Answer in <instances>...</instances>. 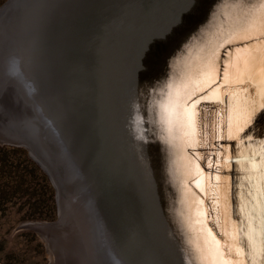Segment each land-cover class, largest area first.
<instances>
[{
    "label": "bare ground",
    "instance_id": "bare-ground-1",
    "mask_svg": "<svg viewBox=\"0 0 264 264\" xmlns=\"http://www.w3.org/2000/svg\"><path fill=\"white\" fill-rule=\"evenodd\" d=\"M177 1L166 38L152 53L147 51L132 60L136 94L129 102L124 96L117 100L121 108L116 112L117 141L113 151L108 146L110 160L116 162L123 182L125 179L139 220L142 260L152 259L153 264H225L220 250L227 245H231L233 255L239 250L244 260L255 229V254L246 264H262L264 110L258 105L264 102V42L253 41L248 48L231 53L225 60L226 79L219 80L214 70L210 73L222 86L206 97L202 108L205 128L201 129L199 120L194 126L190 124L185 114L178 112L175 101L182 102L193 91L206 87L209 80L203 73L209 53L219 54L228 39H247L264 31V4L259 0H189L185 6L187 0ZM245 132L253 141L240 139ZM107 143L108 139L103 144L105 149ZM222 146L241 163H229L225 169ZM205 156L206 171L202 163ZM232 168L235 176L231 175ZM96 182L92 181L94 185ZM205 203L212 206L222 237L213 239L208 234ZM63 225L59 220L52 226L36 228L44 235V228L60 233ZM51 250L50 255L53 247ZM102 258L95 255L94 264H101Z\"/></svg>",
    "mask_w": 264,
    "mask_h": 264
},
{
    "label": "water",
    "instance_id": "water-1",
    "mask_svg": "<svg viewBox=\"0 0 264 264\" xmlns=\"http://www.w3.org/2000/svg\"><path fill=\"white\" fill-rule=\"evenodd\" d=\"M175 2L8 0L0 7V144L27 151L53 185L60 213L63 203L83 185L86 168L96 172L105 181L106 216L113 222L110 235H116L121 264H130L127 258L133 264L153 262L142 260L139 220L125 179L110 160L108 146L113 151L116 112L121 110L117 100L134 98L132 60L152 53L166 38ZM262 35L264 31L258 34ZM221 158L225 169L229 163H241L226 149ZM231 175L235 176L233 168ZM210 181L211 176L205 191ZM205 207L208 226L222 237L212 206ZM56 222H23L16 231L34 230L51 253L55 230L46 227L42 235L36 226Z\"/></svg>",
    "mask_w": 264,
    "mask_h": 264
},
{
    "label": "rangeland",
    "instance_id": "rangeland-1",
    "mask_svg": "<svg viewBox=\"0 0 264 264\" xmlns=\"http://www.w3.org/2000/svg\"><path fill=\"white\" fill-rule=\"evenodd\" d=\"M7 1L8 0H6L5 2ZM97 47L98 46L96 45V49ZM48 49L51 50L52 46H48ZM85 55H89L88 50L85 51ZM2 148L10 149V148H18V147L0 144V150ZM4 157H7V162L6 161L3 162L1 160ZM0 161L10 166L17 165L21 167L22 165V162L18 161V159L14 157L12 154H4V152L1 151H0ZM85 172L87 173V175L86 174L84 175L83 185L74 191L76 195L72 196L73 200L72 198H70L68 202L65 201L63 203V205H65L66 208L63 207L62 205V209H63V211L61 210L62 213H60L58 209V203H57L56 191H55V201H56L57 209H56V217L52 220H25L23 219V216L28 211H30V209H28V206L24 204V201L21 200L20 197H17V198H12L10 199V201L7 202L6 205H8L7 206L8 211L5 213L4 212L0 213V264H51L53 262H55V264H91V263L94 264L93 261L95 259H93V257H95V255L103 257L102 261H104L103 262L104 264L122 263V260L117 254V247L115 246L116 243H114L116 235H112V237L110 235L111 229L114 228V227L112 228L111 226L113 225V222L106 216L108 212L107 211L108 206L106 203L107 195H106L105 181H103L102 178L96 174V172L91 171L90 168H86ZM96 180H97L96 185H94L92 181H96ZM77 198H80L78 199L79 202ZM80 200L82 201L80 202ZM79 205L83 208L81 209ZM45 206L46 205L43 203L41 208H44ZM84 207L87 209V213L89 210L91 211V212L89 211L88 213L89 216L87 215L86 211L84 213V210H86L84 209ZM0 209L2 208L0 207ZM81 214L83 217H81ZM59 218L61 219V222L63 221L64 225H63V230L60 233L58 231H57L58 233H56L55 231V233L51 238V246L53 247V253H52L53 255L51 254L52 256L47 251V243L34 230L24 229V230L16 231L17 227L23 222H30V221L56 222L59 220ZM79 224H81V226H79ZM84 228H86V234ZM91 229H93V231H91ZM67 237L69 238L67 239ZM81 237H83V239ZM90 241L92 242L94 241V242L91 243ZM64 242L68 244H65ZM103 242H105V245ZM68 245L69 247H65ZM86 246L88 247L89 250H87ZM59 247L61 248L62 251L67 252L66 253L67 255L64 252L60 251ZM90 249L92 251H90ZM98 250H100V252ZM97 251L99 252V255ZM83 258H85V260ZM127 260L130 264H133V261H131V259L127 258ZM102 261L101 264H103Z\"/></svg>",
    "mask_w": 264,
    "mask_h": 264
},
{
    "label": "trees",
    "instance_id": "trees-1",
    "mask_svg": "<svg viewBox=\"0 0 264 264\" xmlns=\"http://www.w3.org/2000/svg\"><path fill=\"white\" fill-rule=\"evenodd\" d=\"M6 0H0V7ZM4 154H12L22 162L21 167L6 165L7 157L0 161V213L8 211L7 202L20 197L28 206L25 220H52L56 217L55 190L48 176L28 157L22 148H2ZM46 206L41 208L42 204Z\"/></svg>",
    "mask_w": 264,
    "mask_h": 264
},
{
    "label": "snow or ice",
    "instance_id": "snow-or-ice-1",
    "mask_svg": "<svg viewBox=\"0 0 264 264\" xmlns=\"http://www.w3.org/2000/svg\"><path fill=\"white\" fill-rule=\"evenodd\" d=\"M261 4H264V0H259ZM255 41L256 43L264 42V35L257 37H248L247 39H241L237 41H233L228 39L225 41L223 45H221L222 51L219 54L209 53L207 61H206V72L203 75L208 77L209 82L206 87L200 88L199 91H193L191 95H188L186 99L182 102L177 99L176 105L178 112H183L187 118V120L193 126L196 124V121H200L201 129L205 128L204 124V113H203V105L206 103V97L210 91L214 90L216 87L222 86L219 83V80L226 79L227 67L225 60L230 56L231 53L235 52L237 48L244 49L250 46V43ZM213 56L215 59H213ZM215 71L219 77L218 79H212L210 73ZM167 87V86H166ZM159 92H163V89L159 90ZM158 99L160 98L159 93H157ZM264 99V98H262ZM260 110H264V102L258 105ZM253 112L257 111V107L252 109ZM241 140L253 141V137L248 135L246 132L244 135L240 136ZM216 145L213 144L212 147ZM195 155V153H193ZM203 155V154H202ZM211 155V154H210ZM211 213H208L210 215ZM253 221H255V215L253 214ZM208 234L212 236L213 239H216L218 235H220L216 230L212 227H209ZM255 229L250 236V243L246 246L247 250L244 251V260L240 259V251L238 250L234 255L231 253L230 248L231 245H227L225 248H222L220 251L224 253L225 264H246L248 260L251 259V256L255 254ZM217 243H220L217 240ZM261 257L264 258V252L260 253ZM211 264H215V262H211ZM262 264H264V259H262Z\"/></svg>",
    "mask_w": 264,
    "mask_h": 264
}]
</instances>
